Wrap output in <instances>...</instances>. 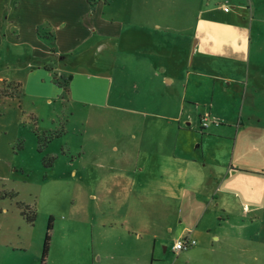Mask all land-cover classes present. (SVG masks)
<instances>
[{
	"label": "crops",
	"instance_id": "1",
	"mask_svg": "<svg viewBox=\"0 0 264 264\" xmlns=\"http://www.w3.org/2000/svg\"><path fill=\"white\" fill-rule=\"evenodd\" d=\"M168 1L163 6L157 0H123L122 6L115 8L121 13L115 16L106 0H0V43L24 46L37 63L27 75L37 97L46 98L50 93L62 97L48 70L69 77L65 102L72 116L76 108L86 110L75 131L88 138L92 144L89 151H121L122 163L99 167L104 172L92 180L96 185L122 181L127 188L109 193L105 200L109 218L122 203L128 210L123 222L128 225V216H134L139 224L136 211L140 205L143 207L150 198L165 200L175 210L176 243L195 241L209 231L217 213L225 212L222 187L236 185L237 172L250 171L234 165V154L246 152L238 148V140L242 135L259 133L257 127L248 124L253 119L258 123L261 120L249 116L244 124L239 117L235 129L220 128L211 126L215 123L211 110L198 109L203 98L202 77L219 81L226 93L237 91L242 95V106L248 93L253 98L251 94L264 89V61L259 57L264 53V43L258 45L264 41V20L257 18L254 4L251 10L250 6L245 9L236 4L232 10L220 7L219 17L214 9L202 10L196 27L191 22L160 26L154 20L145 21L146 12L155 15L177 8L176 3ZM140 13L141 20L136 16ZM217 30L222 40L215 45L209 40V32ZM44 35L49 36L52 47L43 40ZM214 45L217 55L210 51ZM216 65L222 74H207L202 69ZM12 83L19 84L18 92H22V82ZM215 84L210 96L213 108ZM192 85L194 89L190 90ZM120 90L123 95L135 92L136 98L119 105L116 93ZM249 104L253 107V99ZM114 112L120 115L113 118ZM204 116L208 117L206 127L201 126ZM235 121L232 118L229 123ZM120 123L126 130L121 129L118 136L109 135L115 146H98L104 138L103 126ZM233 134L227 150L222 144ZM71 150L65 146L61 151ZM225 151H231L229 165L225 163ZM77 174L75 170L73 175ZM96 197L93 195L92 200ZM137 226L133 225L135 231Z\"/></svg>",
	"mask_w": 264,
	"mask_h": 264
},
{
	"label": "rangeland",
	"instance_id": "2",
	"mask_svg": "<svg viewBox=\"0 0 264 264\" xmlns=\"http://www.w3.org/2000/svg\"><path fill=\"white\" fill-rule=\"evenodd\" d=\"M106 1L111 4L112 15L121 13L115 8L121 7L123 0ZM168 2L157 0L163 6ZM171 2L176 3L175 10L155 15L146 12L145 21L154 20L160 26L167 23L185 26L191 22L196 27L202 10L214 9L219 17L220 7L232 10L236 4L245 9L250 6V10L254 4L257 18L264 20V0ZM136 16L143 19L142 13ZM220 36L218 30L209 32V40L215 45L221 42ZM263 43H258L259 47ZM215 45L210 51L217 55ZM29 55L24 46L14 48L7 41L0 43V264H264V89L251 94L253 98L248 93L242 106V95L237 91L226 93L219 81L201 78L204 89L198 110H211V119L215 122L211 126L235 129L239 117L244 124L249 116L261 121L253 119L248 124L257 127L259 133L242 135L238 140V148L246 152L236 151L233 163L250 171L237 172L233 182L236 185L222 187L225 212L217 213L209 224V231L194 239L197 245L174 253L172 246L178 238L173 224L175 210L165 200L150 198L143 207L140 205L136 211L139 224L134 216H128L130 224L123 222L128 210L122 203L114 209L113 218H109L106 198L113 190L127 188L122 181L96 185L92 180L104 172L99 167L121 164V151H89L92 144L88 138L75 131L76 124L86 117V110L76 108L75 114L70 115L65 102L68 94L61 88V99L51 93L46 98L33 93L27 75L37 63ZM259 57L264 61L263 52ZM202 69L207 74H222L218 65ZM47 73L53 84L55 77L69 80L56 71ZM12 81L23 83L22 92L8 86ZM214 82L216 104L213 108L210 96ZM124 93L121 90L116 93L119 105L137 95ZM252 99L254 104L250 107ZM118 115L114 112L113 118ZM232 118L236 121L230 124ZM113 125L103 126L104 138L98 145L101 148L115 146L109 135L118 136L121 129L126 130L121 123ZM203 132L208 134L206 130ZM233 138L234 134L230 141L223 142V147L228 150ZM65 146L72 150L61 151ZM81 148L88 151H79ZM224 155L229 165L231 151H225ZM93 195L97 196L96 201L92 200ZM129 213L132 214L131 210ZM134 224L139 225L136 231Z\"/></svg>",
	"mask_w": 264,
	"mask_h": 264
},
{
	"label": "built area",
	"instance_id": "3",
	"mask_svg": "<svg viewBox=\"0 0 264 264\" xmlns=\"http://www.w3.org/2000/svg\"><path fill=\"white\" fill-rule=\"evenodd\" d=\"M224 10L227 11V8H225ZM207 123H208V117L204 116L201 119V126L202 127H206ZM193 246H195V241L189 240V239H185V240H181V241L176 242L174 244L172 250H173L174 253H177V252H181L183 250L189 249V248H191Z\"/></svg>",
	"mask_w": 264,
	"mask_h": 264
},
{
	"label": "trees",
	"instance_id": "4",
	"mask_svg": "<svg viewBox=\"0 0 264 264\" xmlns=\"http://www.w3.org/2000/svg\"><path fill=\"white\" fill-rule=\"evenodd\" d=\"M43 40L47 41L49 43V45L52 47L53 44L51 43V39L49 38V36L44 35ZM54 82L55 84L61 88L63 90V92L65 94H68V88H67V84H68V79H64V78H54ZM9 87H11L13 90H16V92H18L20 85L19 84H10L8 85Z\"/></svg>",
	"mask_w": 264,
	"mask_h": 264
}]
</instances>
